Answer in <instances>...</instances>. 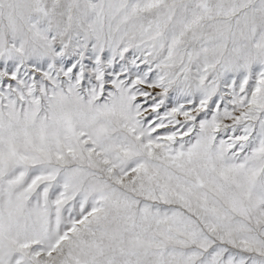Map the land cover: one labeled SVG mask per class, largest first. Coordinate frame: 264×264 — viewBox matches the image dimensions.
<instances>
[{"label": "snow or ice", "instance_id": "obj_1", "mask_svg": "<svg viewBox=\"0 0 264 264\" xmlns=\"http://www.w3.org/2000/svg\"><path fill=\"white\" fill-rule=\"evenodd\" d=\"M0 264H264V0H0Z\"/></svg>", "mask_w": 264, "mask_h": 264}]
</instances>
